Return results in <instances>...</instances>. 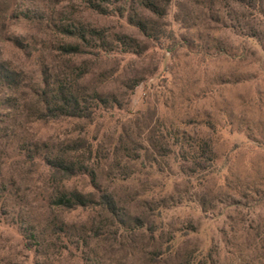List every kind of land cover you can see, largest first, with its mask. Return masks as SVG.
Wrapping results in <instances>:
<instances>
[{
  "label": "rangeland",
  "instance_id": "1",
  "mask_svg": "<svg viewBox=\"0 0 264 264\" xmlns=\"http://www.w3.org/2000/svg\"><path fill=\"white\" fill-rule=\"evenodd\" d=\"M0 264H264V0H0Z\"/></svg>",
  "mask_w": 264,
  "mask_h": 264
},
{
  "label": "trees",
  "instance_id": "2",
  "mask_svg": "<svg viewBox=\"0 0 264 264\" xmlns=\"http://www.w3.org/2000/svg\"><path fill=\"white\" fill-rule=\"evenodd\" d=\"M154 7V6H153ZM144 28V27H143ZM65 33L74 34L73 31L65 30ZM81 38H92L95 35L88 30L81 29L78 33ZM88 36V37H87ZM103 40V38H101ZM64 50L68 53L79 52L78 46L64 47ZM43 101L45 104V110L43 117L47 119H59V118H84L91 119L94 116V109L89 106L90 104L78 89H75L68 80L61 81L55 91L47 93L44 91ZM202 154L197 158L199 166L204 162H211L213 160V151L206 141H202L200 144ZM48 164L58 173L65 175H72L75 172L76 166L74 161L70 160L68 156H57L55 158H49ZM60 206L66 208H76L79 206L86 207L91 204L99 205L109 211L117 218H122V210L114 196L110 193H102L98 201H90L80 192H73L70 197L61 196L57 202Z\"/></svg>",
  "mask_w": 264,
  "mask_h": 264
}]
</instances>
